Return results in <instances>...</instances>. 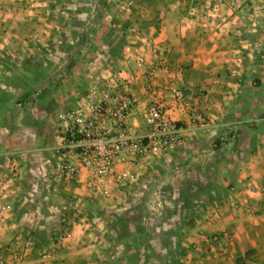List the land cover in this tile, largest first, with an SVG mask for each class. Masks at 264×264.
Masks as SVG:
<instances>
[{"label": "rangeland", "instance_id": "374dc122", "mask_svg": "<svg viewBox=\"0 0 264 264\" xmlns=\"http://www.w3.org/2000/svg\"><path fill=\"white\" fill-rule=\"evenodd\" d=\"M171 1L186 11L195 4L203 11L211 10L212 2L32 0L41 3L46 20L40 28L45 36L26 43L35 47L28 58L12 59L8 93L10 109L30 111L35 121H44L39 130L42 137L32 148L25 146L27 150L23 145L30 133L24 132L26 129L18 125L21 118H16L10 147L0 154L6 163L0 169L16 179L13 183L18 199L14 203L19 216L40 223L35 230L39 239L29 234L25 239L33 250L24 261L39 241L44 242L43 249L48 245L52 249L73 232L89 239L93 244L89 251L99 264H202L201 243L191 242L189 233L198 221L206 219V207H219L235 192L234 178L244 161L239 154L245 151L247 156L264 144V75H250L241 90L236 88L235 93L240 95L226 103L225 117L220 118L223 127L205 137L198 132L184 136L181 143L136 178L114 186L103 197L89 198L76 186H55L49 176V148L57 113L82 94L91 79L111 65L134 74L136 55L141 57L139 66H146V57L138 50L141 46L154 47L156 56V63L142 71L144 87L148 73L153 78L154 71L169 66L166 55L158 49L157 38L160 24L169 16ZM11 2L20 4L16 11H23L26 0H2ZM249 3L254 22L245 28L244 37L247 34V43L254 46V60L264 65V0ZM160 57L167 63L162 64ZM183 95L179 100L187 97ZM159 96L154 98L160 102ZM43 112L47 115L42 120L39 114ZM137 112L131 127L144 132L145 102L138 103ZM220 121L214 119L212 123ZM216 195L221 199H214ZM79 225L83 227L77 228ZM10 260L7 262H12V257ZM12 264L19 262L14 260Z\"/></svg>", "mask_w": 264, "mask_h": 264}, {"label": "crops", "instance_id": "0c3cea01", "mask_svg": "<svg viewBox=\"0 0 264 264\" xmlns=\"http://www.w3.org/2000/svg\"><path fill=\"white\" fill-rule=\"evenodd\" d=\"M251 1L212 0L211 10L207 11L198 4L186 11L175 1L169 3V16L160 24L157 38L158 49L166 55L169 66L154 71L152 95H162L159 98L164 114L183 127L185 138L197 132L205 137L211 130L223 127L220 118L225 117L226 103L240 95L235 93L236 88L241 90L240 86L247 83L250 75H264L263 62L254 60V46L247 43V34L244 37L245 28L252 27L254 22L253 12L249 9ZM19 5L0 0V70H4L0 75V154L10 147L16 118H21L18 125L26 129L24 132L31 134L23 145L28 149L41 141L39 130L44 122L35 121L30 111L10 109L8 82L11 73L8 71L12 70L11 61L28 58L35 50L27 45L30 39L45 36L40 28L46 20L41 14V3L26 0L23 11H16ZM261 28V35H264V24ZM153 48L141 46L138 49L146 57V66H135L137 72L134 74L123 73L128 79L129 91L145 105L142 71L146 72L149 64L156 63ZM176 89L182 90L187 97L176 99L173 96ZM46 115L43 112L39 117L43 120ZM137 118L136 106L129 124L134 125ZM214 119L220 124L212 123ZM243 153L244 161L234 178V194L227 195L219 207H206V219L198 221L190 230L191 242L201 243L202 264H245L249 255L254 256V264H264V144L247 156L245 151ZM4 164L0 158V168ZM15 180L13 175L0 169V242L9 245L13 251L19 250L28 234L39 239L35 230L40 226V223L19 216L18 206L14 203L18 199ZM236 200L250 203L249 210L234 206ZM215 235L217 237L212 240ZM92 245L83 235L70 232L54 248L49 245L44 249L39 247L19 264H99L89 251ZM10 259L8 256L7 261Z\"/></svg>", "mask_w": 264, "mask_h": 264}, {"label": "built area", "instance_id": "2783aa9c", "mask_svg": "<svg viewBox=\"0 0 264 264\" xmlns=\"http://www.w3.org/2000/svg\"><path fill=\"white\" fill-rule=\"evenodd\" d=\"M135 58L138 67L141 57ZM160 60L167 63L164 57ZM145 78L144 132L129 124L140 98L129 91L128 79L114 65L91 79L82 94L58 111L49 148V176L55 186H76L89 198L103 197L114 186L136 178L154 160L182 142L183 127L164 114L162 104L152 95V74ZM173 96L184 97L179 89ZM249 204L234 202V206L245 211ZM32 250L29 242L18 252L0 242V264H8V256L21 263ZM245 264H254V256L249 255Z\"/></svg>", "mask_w": 264, "mask_h": 264}, {"label": "trees", "instance_id": "16d2710c", "mask_svg": "<svg viewBox=\"0 0 264 264\" xmlns=\"http://www.w3.org/2000/svg\"><path fill=\"white\" fill-rule=\"evenodd\" d=\"M245 148H247V146H245ZM242 153H243V151H242ZM242 153L241 154H239L240 156V161H243V159H244V157H243V155H242ZM214 199H218V200H220L221 199V197L219 196V195H216L215 197H214ZM42 246H44V242H42V241H39L38 243H37V248H39V247H42Z\"/></svg>", "mask_w": 264, "mask_h": 264}]
</instances>
